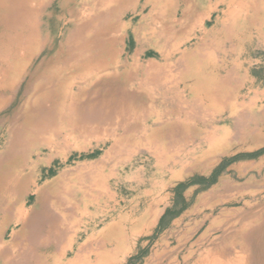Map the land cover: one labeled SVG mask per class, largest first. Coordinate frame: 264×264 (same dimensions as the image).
I'll return each instance as SVG.
<instances>
[{
  "label": "rangeland",
  "instance_id": "374dc122",
  "mask_svg": "<svg viewBox=\"0 0 264 264\" xmlns=\"http://www.w3.org/2000/svg\"><path fill=\"white\" fill-rule=\"evenodd\" d=\"M80 1L46 0L41 10L36 12L35 25L37 28L35 35L38 45L25 68L26 70L24 69L25 72L23 71L22 76L16 82L10 98L0 108V170L3 172L2 176L0 173V243L2 254L13 252L14 239H18L16 235L19 227H16L15 224L18 211L32 213L38 209V205L35 204L37 195L32 192V189H53L65 184L63 192L59 195L58 206L48 210L51 215L48 226L52 220H55L54 230L39 236L42 245L36 247L33 251L35 255H31L26 264H63L65 248H68V245L73 246V243L79 239L82 229L81 221L85 218L83 215L85 212H93L95 207L98 213L103 214L101 218H104L107 208L105 205L108 203L110 208L114 206L117 209L121 204L120 200L125 199V196L138 194L143 204H149V198L157 193L161 183V186H168L169 190L175 184L185 183L193 177H208L223 159L251 153L264 146V111L253 109L256 98L259 97L261 100V95L264 97V35L258 34L264 33L260 30V28H264L260 27L264 22H258L259 29L255 36H224V31L221 30L218 23V16L221 14L223 6L218 8L217 0H174L173 7L175 9L173 8L174 10L171 12V21L180 19L181 12L186 11L188 5H193L196 12H202L199 19L200 24L198 23L193 29L182 35H176L178 29L177 26H173L172 34L162 35L160 27L153 25L150 21V17L155 12L150 0H133L131 6L121 12L117 18L120 27L115 34L116 48L119 51L120 62L123 66L128 67L134 63L133 65L137 66L138 69L145 71L150 64L161 67L165 60L176 63L181 59L189 58V60H196L193 61L194 66L206 63V75L209 76L210 80L213 78L215 81V77L217 78L215 84L218 83L219 93L216 96L215 92L214 98L216 99L214 100H216L215 104L222 106L219 111L214 113L213 117L203 116L201 106L191 103V94L186 89L183 96L179 95L184 101L181 102L183 107L180 109L181 113L178 117L162 115L159 123H153V118L147 117L144 122L146 129L153 127L152 129L155 128L160 133L168 132L169 123H173L174 125L172 124L173 127L170 126V129L179 134L184 129L186 133L191 134L192 139L182 147L180 153L184 166H180L179 163L173 164L171 161L165 162L160 158L158 151L167 148L162 146L165 141L160 142V149L156 150L145 142L137 143L140 138L138 134L134 137L136 144H131L128 142L115 143L107 135L96 137L90 134L80 135L72 131H61L62 134L59 132L39 136L35 141L20 139L18 140L20 143L17 141L15 147L9 149V131L15 126L12 117L20 111L24 103L26 85L33 71L51 59L58 49L61 50L62 48L66 51L67 43L73 40L78 27L76 20L78 14H75V10L82 6L88 8L90 5V3H87L88 5L80 4ZM11 3L13 5L11 12L8 11L10 17H7L8 19L11 18L10 23L6 21L3 22L4 24H0V43L7 46L6 49L10 52V57H13L18 45H20L19 39H22L21 19L25 15L24 4L26 1L11 0ZM105 15L106 13L100 12L96 17H105ZM12 36H15L14 43L10 42ZM132 38L136 41L138 55L132 54ZM216 38L219 39L217 50H215L216 46L213 45ZM8 42L9 44H6ZM204 46H207L206 49L208 50L203 48ZM228 51L237 53L239 51L240 58L235 62L232 60L225 62L224 55ZM206 54L211 56L212 63H207ZM225 64L229 66V69H225ZM143 79L144 75L140 72L133 79L134 88L129 89V92L138 94L139 82ZM190 82L192 83V80H189L186 86H189ZM183 87L184 85L181 84L176 90L181 91ZM221 93L222 95H220ZM156 94L158 101L165 104V108L175 107V105L170 104L169 95L163 88L158 87ZM224 99H227L226 102ZM258 102V105L264 104V100ZM164 104H162L163 107ZM163 107L157 106L161 114L164 113ZM16 123L18 124V122ZM213 129L222 132H217L216 136L214 135V146L210 150L206 135ZM224 131L227 132V138L220 140L224 136ZM116 132L119 136L123 134L120 130ZM94 152H98L95 158H87V155ZM6 154L8 156L3 158ZM13 161L26 164L27 169L22 174L27 172L32 185L25 191L18 193H12L2 178L5 172H10L8 163ZM49 168L53 169L51 173H49ZM194 190L190 189L186 193L187 200L192 198L190 203L193 207L184 214L180 225L164 235L163 239L168 245L159 247L162 249L159 250L161 252L153 253L147 260V264H210V259L216 255L217 250H219L220 255L218 257L221 259L219 264H237L238 262L235 261L234 257L241 252L242 244L246 250L248 249L247 252L240 255L245 257L244 264H264V156L254 161L233 162L216 186L197 195H195ZM95 192L96 196H94ZM117 211L115 210L114 213L116 214ZM111 212L108 211L109 214ZM234 217L236 218L234 219ZM256 220L259 222H254ZM107 222L108 220L96 222L98 226L94 227L93 231H98L100 228H105L106 231L107 226L105 224ZM248 223L251 225L246 235L238 237V230ZM233 240L234 243H230ZM237 251L238 253H236ZM0 264H2L1 260Z\"/></svg>",
  "mask_w": 264,
  "mask_h": 264
},
{
  "label": "bare ground",
  "instance_id": "6f19581e",
  "mask_svg": "<svg viewBox=\"0 0 264 264\" xmlns=\"http://www.w3.org/2000/svg\"><path fill=\"white\" fill-rule=\"evenodd\" d=\"M25 1H26V3L24 4L25 15L21 19L23 34L21 36L22 39H19L20 45H18L16 52H14L15 55L13 57H10V52H8L6 49L7 46L5 44L0 43V108L3 107V105L10 98L14 90L16 82L22 76L24 69L27 67L28 62L31 59V56H33V54L35 53V48L38 45V41L35 35V29L37 28V26L35 25V16H36V12L39 9L41 10V7L44 6V3L46 0H25ZM132 1L133 0H81V2L84 3L85 5H88L87 3H90V5L88 6V8H86L85 6H82L80 8V11H78L79 15L76 17L77 24H78L77 31L75 33V36L73 37V40L67 43L66 51H64L62 48L61 50L58 49L57 53L51 59L42 63L41 66L37 67L33 71V74L31 75V78L29 79V82L26 85V88H25L26 97H25L24 103L22 104L20 111L17 112L12 117V121L15 123V126H14V129H11L9 131V144L7 143L8 146H10L9 149L14 148L15 144L20 139L35 141L37 137L39 136L49 134V133L52 135V134L59 133L61 131H64V132L72 131L73 133L76 132L77 134H80V135L90 134L96 137H98L99 135L105 137L107 135V137H110L115 143L128 142L131 144H134V143L136 144L134 137L135 135L138 134L140 138L138 139L137 143L142 144L143 142H145L153 146L156 150L160 149L159 147L161 145L160 142L165 141L164 143H162V146L167 147V148L164 150L161 149V151H158L160 158L163 159V161L165 162L171 161L173 162V164L179 163L181 164L180 166H184L183 161L181 160L182 158H180L181 157L180 153H181L182 147L192 139L191 134L186 133L184 129L181 130L180 134L178 132H175L174 130L170 129L171 127H173L174 124L172 123L173 124L172 125L169 122L168 123L171 127L168 126L167 128L168 132L160 133L159 130H155V128L152 129L153 127L150 129L148 128L146 129L144 122L147 120V117L153 118L152 119L153 123H159L162 115L178 117L179 114L181 113L180 109L183 107L182 101H184L179 95L183 96V92L186 89H188L189 93L191 94V103L193 104L195 103L196 105L201 106L203 116L208 117L209 115L213 117L214 113L219 111V109L222 106L221 104H215L216 100H214L216 99L214 98L215 92H216L215 94L216 96H218V93H219L218 83L215 84V81H217V78L215 77V81H214L213 78L211 77L212 79L210 80L209 76L206 75V68H207L206 63L200 66H194L193 61L195 62L196 60H193V59L189 60V58L181 59L179 62H176V63H170L165 60L164 63L161 65V67H158L155 64H150L148 65L147 70L145 71L138 69L137 66L133 65L134 63H132L131 66H128V67L123 66L120 62L119 51L116 48L117 39H116L115 34H116L117 29L120 27L118 23L119 21L117 18L121 12L125 11L131 6ZM150 4L153 5V6L152 5L150 6H152V8H154L153 11H155L153 13V16L150 17L151 18L150 21L153 25L160 27L162 35L172 34L171 31H172L173 26L174 27L177 26L178 31L176 35H182L183 33L193 29L199 23V19L201 16L200 14L202 13L201 11L196 12L193 5H188L186 11L181 12L180 17H179L180 19L176 21H171L170 19L171 12L172 10L175 9L173 7L174 0H150ZM157 4L159 5L156 8ZM12 6L13 5L11 3V0H0V24L6 21L10 23L11 18L8 19L7 17H10L9 12H11ZM234 7L235 6H233V8ZM44 9H43V12H44ZM100 12H104V14L106 13L105 17H96L99 15ZM37 19H40V18H37ZM167 21H168V24H166ZM11 38L12 39L10 40V42L14 43L15 36H12ZM16 39H17V36H16ZM6 44H9V42ZM218 44H219V39L216 38L213 43V45L216 46L215 50L218 49ZM48 45H49V42H48ZM203 48L206 49L207 46H204ZM205 59L207 60V63H212V58L210 55L206 54ZM140 72H142L144 75V79L139 82L140 90L139 92L137 91L138 94L131 93L129 92V89L131 90L134 88L133 79ZM189 80H192V83L190 82V85L186 86V83ZM181 84L184 85L183 89L181 91H177L176 89ZM158 87L163 88L164 91L168 93L170 104L175 105V107H172L171 109H167V107L165 108V104L163 102L158 101L157 94H156V90L158 89ZM220 95H222V93ZM224 100L226 102L227 99H224ZM162 104H164V107L162 106ZM157 106L163 107L162 108L164 111L163 114H161L158 111ZM16 122H18V124ZM180 129H181V125H180ZM118 130L123 132L121 136L116 134L117 133L116 131ZM217 132H222V131H217V129H213L211 132H209L206 135V138L208 140V146H209L208 148H210V150L214 146V135L216 136ZM226 136H227V132L224 131V136L220 140L224 139ZM18 143L20 142L18 141ZM227 147H229V145ZM7 154L3 158H6L8 156ZM176 157H179V158H176ZM8 165L10 167L9 169L10 172L8 173L5 172L2 178H3V181L7 183L8 188L10 189L12 193H18V192L25 191L26 189L32 186L27 172H25V174H22L24 173L23 171L27 169V166L25 163L21 164V162L13 161L10 164L8 163ZM0 173L2 176V173H3L2 170H0ZM64 188H65V184L57 186L53 189H39V188L32 189V192L37 195V200L35 204L38 205V209L36 210V212L31 211L32 213H23L21 210L18 211L16 215V219H15L16 227L17 226L19 227L18 233L16 235L18 239H14L15 241H14L13 252H9L8 254L1 253L2 245L0 243V260L2 261V264H26V262L30 259L31 255L32 256L35 255L33 251L36 249V247H39L40 245H42L41 241L39 240V236L48 234L50 231L54 230V227L56 224L55 220H52L50 226H48L50 216H51L48 210L56 208V206H58L59 195L63 192ZM93 188L95 189V187ZM157 215H158L157 212L152 214L153 221ZM235 218L236 217H234V219ZM254 222L258 223L259 220H256ZM250 223L240 228L238 232L236 231L238 237H241L244 234L246 235V232L248 231L251 225ZM230 243H234V240L230 241ZM242 245L240 247L241 252H239V254L234 257L235 261L238 262L239 264L245 263L244 262L245 257L243 258V256H240L241 253H245L248 251V249L246 250V247ZM69 246L70 245H68V247ZM136 248H137V245H136ZM236 253H238V251ZM128 254L129 252H124L120 254L119 257L116 258L115 264L122 263ZM218 255H219V250H217L216 255L210 259V264H219V262H221V259L218 257Z\"/></svg>",
  "mask_w": 264,
  "mask_h": 264
},
{
  "label": "crops",
  "instance_id": "0c3cea01",
  "mask_svg": "<svg viewBox=\"0 0 264 264\" xmlns=\"http://www.w3.org/2000/svg\"><path fill=\"white\" fill-rule=\"evenodd\" d=\"M80 4H82L81 1ZM217 6L218 8L223 6V9H221V15L218 16V23L221 30L224 31V36H255L257 34L256 31L259 29L258 22H264V0H261V2L260 0H217ZM233 6L235 7L233 8ZM78 11H80V8L75 10V14L79 15ZM260 27H264V23ZM260 30L264 31V28H260ZM259 35H264V33L260 32ZM131 42L133 44L132 54L138 55L136 51L137 44L135 39L132 38ZM236 53L237 52L234 51L226 52L224 55V60L226 62L231 60L232 62H235L238 58H240V52L238 51V53ZM228 67L229 66L226 64L225 69H229ZM263 98L264 97L262 95L261 100H259V97L256 98L255 103L253 104V109L256 108L257 111H264V104L258 105V101L264 100ZM262 148H264V146H262ZM262 156H264V154L251 160H258ZM230 166L231 164L225 168L224 173L217 177L216 182L204 191H208L212 187L216 186L220 179H222V176H224L225 173H227V171L230 169ZM176 185L177 184L168 190V186H161L160 184L157 193L152 198H149V204H143L138 194L130 195L129 197L125 196V199L120 200L121 204H119V208L117 209H115L114 206H111L110 208V205L107 203L105 205L107 208L105 210L106 212L104 213V218H101L103 214L98 213L96 207L90 214L85 212L83 215L85 218L81 221V226L83 227L80 230L79 239L73 243V246L65 248L63 264H115L116 258L124 252H129V254L120 264H127L129 258L141 255L142 252H146V254L141 258V261L135 263L133 262L132 264H147V260L153 253L161 252L159 250L162 249L159 247L162 245H168V243L163 239L164 235L171 232L175 227L180 225L182 223V217L184 216V213H186L189 208L193 207L190 203L192 198L189 201L186 198V193L188 190L195 189V195L204 192L198 191L197 186L188 187L183 192V197L186 203H188L186 209H184L177 217L169 219L167 215L164 214L167 209L171 210L173 208V189ZM94 196H96V192ZM115 210H118L116 214L114 213ZM108 211L112 212L109 214ZM156 212L159 216L157 215L153 221L152 214ZM105 220H108V222L105 224L107 228L110 225H113L108 229L106 228V231L104 228H100L98 231H93L94 227L98 226L96 222ZM159 226L161 229L159 233L155 234V231L159 228Z\"/></svg>",
  "mask_w": 264,
  "mask_h": 264
},
{
  "label": "trees",
  "instance_id": "16d2710c",
  "mask_svg": "<svg viewBox=\"0 0 264 264\" xmlns=\"http://www.w3.org/2000/svg\"><path fill=\"white\" fill-rule=\"evenodd\" d=\"M264 154V148L252 152V153H245V154H239L236 155L232 158L229 159H223L211 172V174L208 177H193L190 180H188L185 183H178L175 188L173 189V194H174V201H173V208L170 210H166L164 215H167L169 219H173L177 217L184 209H186L188 203H186L184 197H183V192L191 186H197L198 191H204L208 189L211 185H213L217 177L224 173L225 168L236 161H241V160H251L259 157L260 155ZM98 155V152H94L90 155H87V158L93 159ZM49 173L53 171L52 168H49ZM161 227L155 231V234L159 233ZM154 238V236H153ZM146 252H142L141 255H138L136 257H131L128 259L127 264H132L133 262H140L141 258L144 257Z\"/></svg>",
  "mask_w": 264,
  "mask_h": 264
}]
</instances>
